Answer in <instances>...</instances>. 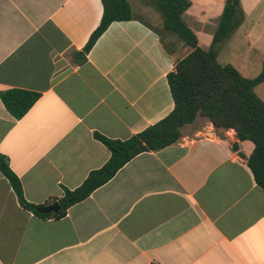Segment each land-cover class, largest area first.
I'll return each instance as SVG.
<instances>
[{"label":"crops","instance_id":"crops-1","mask_svg":"<svg viewBox=\"0 0 264 264\" xmlns=\"http://www.w3.org/2000/svg\"><path fill=\"white\" fill-rule=\"evenodd\" d=\"M189 1L184 20L208 49L227 0ZM240 8L229 41L258 52L264 0ZM102 15L101 0H0V156L29 203L62 198L109 161L96 133L126 140L174 109L176 57L140 17L111 24L86 60L75 56ZM14 90L39 95L20 120L1 99ZM235 143L234 130L198 116L60 219L24 209L0 171V264H264V191L240 154L252 144Z\"/></svg>","mask_w":264,"mask_h":264},{"label":"trees","instance_id":"trees-1","mask_svg":"<svg viewBox=\"0 0 264 264\" xmlns=\"http://www.w3.org/2000/svg\"><path fill=\"white\" fill-rule=\"evenodd\" d=\"M103 15L86 46L76 55L86 60L98 39L114 22L136 19L129 0H101ZM162 15V30L156 29L165 50L176 57L175 69L167 81L174 100V109L161 121L129 139H109L98 133L97 140L111 151V158L100 169L92 171L81 186L66 190L62 198L45 205L26 201L19 178L12 172L5 157L0 156V171L12 186L20 205L38 217L56 219L66 216L73 205L86 200L108 183L132 159L144 152L158 151L178 142L182 128L192 124L198 116L206 118L215 129L234 130L240 143L233 145L239 152L241 143L252 144L248 155L242 153L257 185L264 191V101L256 87L264 83V60L261 72L254 78L243 76L234 66L219 62L221 45L229 40L244 22L240 0H227L219 19L213 41L208 49L199 45L195 31L185 22L184 14L190 8L189 0H153ZM167 37L175 42L167 44ZM177 43L182 44L177 49ZM39 95L14 90L1 94V99L12 116L22 119L38 100ZM58 202L57 213L44 214L40 210Z\"/></svg>","mask_w":264,"mask_h":264},{"label":"rangeland","instance_id":"rangeland-1","mask_svg":"<svg viewBox=\"0 0 264 264\" xmlns=\"http://www.w3.org/2000/svg\"><path fill=\"white\" fill-rule=\"evenodd\" d=\"M132 4L133 12L136 16L140 17L142 20L148 22L151 26L159 31L162 30V15L158 12L153 0H129ZM261 10L256 13H260ZM256 19V14L254 15ZM248 24V22H247ZM244 26L243 29L247 28ZM165 42H175L172 37H167ZM201 46L206 45L204 41V36L200 42ZM181 46V45H179ZM178 48V47H177ZM264 60V49L250 50L248 47H244L240 50L236 48L232 41L227 40L221 45V53L219 56V62L222 64H230L234 66L243 76L247 78H254L257 76L261 70ZM256 93L264 101V83L256 87Z\"/></svg>","mask_w":264,"mask_h":264},{"label":"water","instance_id":"water-1","mask_svg":"<svg viewBox=\"0 0 264 264\" xmlns=\"http://www.w3.org/2000/svg\"><path fill=\"white\" fill-rule=\"evenodd\" d=\"M60 210V205L58 202L53 203L52 205H48L43 207L40 211L44 214H49V213H57Z\"/></svg>","mask_w":264,"mask_h":264}]
</instances>
